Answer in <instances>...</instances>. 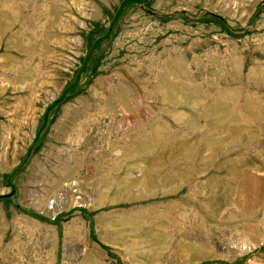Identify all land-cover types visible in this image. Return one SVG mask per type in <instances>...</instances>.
Listing matches in <instances>:
<instances>
[{"label":"rangeland","instance_id":"obj_1","mask_svg":"<svg viewBox=\"0 0 264 264\" xmlns=\"http://www.w3.org/2000/svg\"><path fill=\"white\" fill-rule=\"evenodd\" d=\"M0 264H264V0H0Z\"/></svg>","mask_w":264,"mask_h":264},{"label":"trees","instance_id":"obj_2","mask_svg":"<svg viewBox=\"0 0 264 264\" xmlns=\"http://www.w3.org/2000/svg\"><path fill=\"white\" fill-rule=\"evenodd\" d=\"M130 1H133V0H130ZM50 110V109H49ZM44 125V124H43ZM45 125H46V123H45Z\"/></svg>","mask_w":264,"mask_h":264},{"label":"bare ground","instance_id":"obj_3","mask_svg":"<svg viewBox=\"0 0 264 264\" xmlns=\"http://www.w3.org/2000/svg\"><path fill=\"white\" fill-rule=\"evenodd\" d=\"M107 120V119H106Z\"/></svg>","mask_w":264,"mask_h":264}]
</instances>
